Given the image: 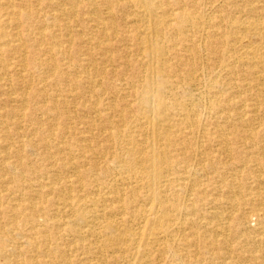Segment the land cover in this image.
Listing matches in <instances>:
<instances>
[{"label":"bare ground","instance_id":"1","mask_svg":"<svg viewBox=\"0 0 264 264\" xmlns=\"http://www.w3.org/2000/svg\"><path fill=\"white\" fill-rule=\"evenodd\" d=\"M0 264H264V0H0Z\"/></svg>","mask_w":264,"mask_h":264}]
</instances>
